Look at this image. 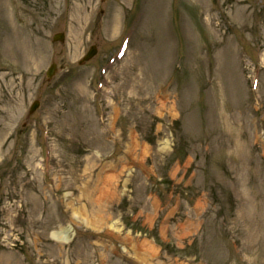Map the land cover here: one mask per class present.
<instances>
[{
	"label": "rangeland",
	"instance_id": "rangeland-1",
	"mask_svg": "<svg viewBox=\"0 0 264 264\" xmlns=\"http://www.w3.org/2000/svg\"><path fill=\"white\" fill-rule=\"evenodd\" d=\"M0 264H264V0H0Z\"/></svg>",
	"mask_w": 264,
	"mask_h": 264
},
{
	"label": "bare ground",
	"instance_id": "bare-ground-1",
	"mask_svg": "<svg viewBox=\"0 0 264 264\" xmlns=\"http://www.w3.org/2000/svg\"><path fill=\"white\" fill-rule=\"evenodd\" d=\"M144 26V25H143ZM142 28V27H141ZM37 45L38 46H41L40 42H37ZM54 236L57 238V239H61L62 241H66V242H70L71 241V238H72V235L71 233L69 232V229H66V228H63V229H60L59 231H56L54 233Z\"/></svg>",
	"mask_w": 264,
	"mask_h": 264
},
{
	"label": "water",
	"instance_id": "water-1",
	"mask_svg": "<svg viewBox=\"0 0 264 264\" xmlns=\"http://www.w3.org/2000/svg\"><path fill=\"white\" fill-rule=\"evenodd\" d=\"M63 39H64V35H63V34H60L59 36H58V35L55 36V41H58V40L62 41ZM92 55H93V51L90 52V53L88 54V56L84 58V60L90 58ZM81 63H82V62H81ZM54 73H55V68H52V69L49 71V77H52ZM37 106H38V103L36 102V103H35V106H33V108H34V107L37 108Z\"/></svg>",
	"mask_w": 264,
	"mask_h": 264
}]
</instances>
